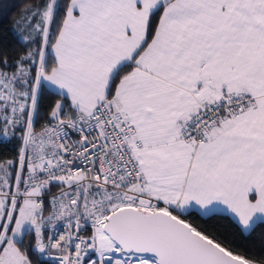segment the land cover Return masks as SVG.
<instances>
[{
	"label": "snow or ice",
	"instance_id": "6c2138e0",
	"mask_svg": "<svg viewBox=\"0 0 264 264\" xmlns=\"http://www.w3.org/2000/svg\"><path fill=\"white\" fill-rule=\"evenodd\" d=\"M30 2L0 27V264H264V0Z\"/></svg>",
	"mask_w": 264,
	"mask_h": 264
},
{
	"label": "trees",
	"instance_id": "16d2710c",
	"mask_svg": "<svg viewBox=\"0 0 264 264\" xmlns=\"http://www.w3.org/2000/svg\"><path fill=\"white\" fill-rule=\"evenodd\" d=\"M4 5H9V8L7 12L0 11V27L10 29L15 24V22L20 19L26 9L31 7V2L30 0H0V8H2ZM9 38L13 41L18 40L16 33H10ZM48 91L51 92L50 90ZM47 102L48 101L45 100V105ZM11 147L12 145H9V148ZM222 216L223 214L218 216L216 220L212 221V224L216 225L217 231L223 232L225 235H227L229 240L235 239L237 243H240L241 241L238 234L236 237L232 235L234 229L229 226L230 222L227 219H223ZM196 222L200 223V220H197ZM258 234L259 229L257 230L256 234H253V236L249 238L248 242V246L251 248V251L257 256L261 255Z\"/></svg>",
	"mask_w": 264,
	"mask_h": 264
},
{
	"label": "built area",
	"instance_id": "2783aa9c",
	"mask_svg": "<svg viewBox=\"0 0 264 264\" xmlns=\"http://www.w3.org/2000/svg\"><path fill=\"white\" fill-rule=\"evenodd\" d=\"M60 231H62V228L58 227V228H57V232H60ZM46 259H47V258H46Z\"/></svg>",
	"mask_w": 264,
	"mask_h": 264
},
{
	"label": "crops",
	"instance_id": "0c3cea01",
	"mask_svg": "<svg viewBox=\"0 0 264 264\" xmlns=\"http://www.w3.org/2000/svg\"><path fill=\"white\" fill-rule=\"evenodd\" d=\"M46 88H47V86H45ZM48 90H50V89H48ZM51 91V90H50Z\"/></svg>",
	"mask_w": 264,
	"mask_h": 264
}]
</instances>
